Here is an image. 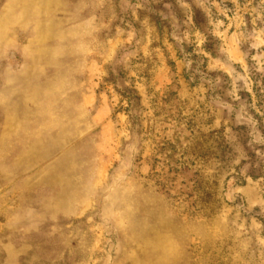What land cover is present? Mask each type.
Returning a JSON list of instances; mask_svg holds the SVG:
<instances>
[{
  "label": "rangeland",
  "instance_id": "1",
  "mask_svg": "<svg viewBox=\"0 0 264 264\" xmlns=\"http://www.w3.org/2000/svg\"><path fill=\"white\" fill-rule=\"evenodd\" d=\"M254 68L264 0H0V264H264Z\"/></svg>",
  "mask_w": 264,
  "mask_h": 264
},
{
  "label": "clouds",
  "instance_id": "2",
  "mask_svg": "<svg viewBox=\"0 0 264 264\" xmlns=\"http://www.w3.org/2000/svg\"><path fill=\"white\" fill-rule=\"evenodd\" d=\"M100 75L101 76H105L106 73L101 70L100 72ZM129 86H132L133 87V84H129ZM140 92H141V95L144 96V100L141 101V103L143 104L144 107L146 108H149V114H151V107H150V101L152 99V97L146 95L145 93V89H144V85H140ZM107 94H108V103L113 107V108H116L118 106H121V107H124V106H127L128 104V101L126 99H124L121 95L118 94V92L114 89V88H108L107 89ZM164 128H168L169 131L168 132H164L163 129ZM157 133L160 135V137H164V136H171L172 134V125H165V124H161L157 127ZM238 162V161H237ZM236 192H240L241 189H236L235 190ZM231 191L229 192V198H231ZM264 210V209H262Z\"/></svg>",
  "mask_w": 264,
  "mask_h": 264
},
{
  "label": "trees",
  "instance_id": "3",
  "mask_svg": "<svg viewBox=\"0 0 264 264\" xmlns=\"http://www.w3.org/2000/svg\"><path fill=\"white\" fill-rule=\"evenodd\" d=\"M205 50L209 51V47H205ZM250 81L252 82L253 92L259 97L264 92V70L263 73H258L255 68L252 69Z\"/></svg>",
  "mask_w": 264,
  "mask_h": 264
}]
</instances>
